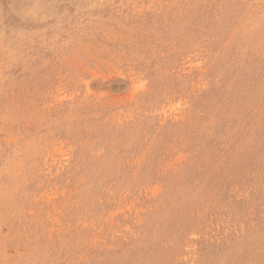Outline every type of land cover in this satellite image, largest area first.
<instances>
[{
    "label": "rangeland",
    "instance_id": "1",
    "mask_svg": "<svg viewBox=\"0 0 264 264\" xmlns=\"http://www.w3.org/2000/svg\"><path fill=\"white\" fill-rule=\"evenodd\" d=\"M0 264H264V0H0Z\"/></svg>",
    "mask_w": 264,
    "mask_h": 264
}]
</instances>
